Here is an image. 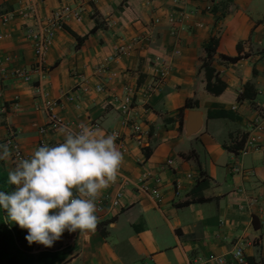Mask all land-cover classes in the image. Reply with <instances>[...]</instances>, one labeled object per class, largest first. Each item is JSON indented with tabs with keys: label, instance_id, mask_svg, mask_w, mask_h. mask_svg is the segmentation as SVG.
<instances>
[{
	"label": "crops",
	"instance_id": "0c3cea01",
	"mask_svg": "<svg viewBox=\"0 0 264 264\" xmlns=\"http://www.w3.org/2000/svg\"><path fill=\"white\" fill-rule=\"evenodd\" d=\"M67 2L0 0V19L7 18L0 22V144L14 134L27 159L39 141L64 142L59 131L37 132L47 122L34 108L43 94L59 103L54 112L65 124L95 120L102 133L117 132V180L157 175L161 201L128 186L119 206L98 216L94 233L65 231L50 248L27 242L28 253L45 254L42 264H236L230 254L240 245L244 264H264V122L257 148L238 152L253 120L264 117V0H82L79 21L54 30L37 71L23 31ZM213 36L210 66L226 85L216 96L205 91L200 68ZM125 97L135 135L121 123ZM189 111L199 113L201 126L186 136ZM166 159L172 166L160 169ZM11 168L0 161L6 194L15 190ZM117 180L99 197L112 198Z\"/></svg>",
	"mask_w": 264,
	"mask_h": 264
},
{
	"label": "clouds",
	"instance_id": "9594fccd",
	"mask_svg": "<svg viewBox=\"0 0 264 264\" xmlns=\"http://www.w3.org/2000/svg\"><path fill=\"white\" fill-rule=\"evenodd\" d=\"M64 142L36 149L13 161L9 144H0V161L14 163L7 181L10 194L0 192V207L10 221L27 230L25 240L52 247L65 231L94 233L99 225L96 199L117 180L123 156L115 134L86 124L79 131L61 127Z\"/></svg>",
	"mask_w": 264,
	"mask_h": 264
},
{
	"label": "built area",
	"instance_id": "2783aa9c",
	"mask_svg": "<svg viewBox=\"0 0 264 264\" xmlns=\"http://www.w3.org/2000/svg\"><path fill=\"white\" fill-rule=\"evenodd\" d=\"M24 9L20 10L19 14L24 18L27 16L26 11ZM82 0H68L67 3L60 5L58 8L53 10L48 17H46L43 22H41L36 29L27 28L23 31L24 38L30 42L33 61L35 64V68L37 71H42V65L44 62V56L47 51V48L50 44V41L53 37V33L55 29H60L67 22H77L80 19V14L82 12ZM7 21L6 17H2L0 22L3 24ZM156 21V20H155ZM0 35V41H1ZM118 51L123 53L126 51L124 48H118ZM15 76L23 82L28 80V77L24 75L22 71H14ZM37 98L40 100L37 105L34 106L35 109H40L47 114V122L44 126L38 127L37 132L42 135L50 130L59 131L61 127H68L73 129L74 131H79V126L81 124H65L58 117V115L54 112V109L59 106V103L53 100L48 99L43 94H38ZM130 104V99L125 97L123 103L119 105L118 110L123 114L122 124L124 126H128L131 129V132L135 135L137 134V127L134 123H131V119L127 116L128 108ZM263 119H254L253 120V132H249L248 136L244 142V144L239 148L238 152L241 155L246 154L249 151L255 150L257 148V142L260 140V135L263 131ZM89 127L94 129H98V123L94 120L87 124ZM74 126V128H73ZM60 132V131H59ZM115 134L117 139L119 138L117 132H112ZM139 141V140H138ZM3 144H9L10 149L13 152V161L16 159H26L25 155L21 151L19 144L15 139V135L12 133H7L5 138L3 139ZM38 147L42 146V141L38 142ZM10 164L14 167V163L10 162ZM173 164L171 159H166L162 164L163 167H171ZM233 172H237L238 169L232 168ZM186 179H191L190 175H186ZM117 187L112 196V198H100L98 197L95 201L97 205L96 215L99 216L103 211L114 209L119 206V199L122 197L123 191L126 187L131 186L134 187L137 191H139L144 196L153 199L156 203L161 201V182L157 175H146L142 178H138L135 181H131L127 177H119L117 180ZM177 188V184H175ZM1 210V209H0ZM43 248H47L41 245ZM231 259L236 264H244V258L242 254V248L240 245L233 246L231 251ZM215 264H226L223 258H217L213 261Z\"/></svg>",
	"mask_w": 264,
	"mask_h": 264
},
{
	"label": "trees",
	"instance_id": "16d2710c",
	"mask_svg": "<svg viewBox=\"0 0 264 264\" xmlns=\"http://www.w3.org/2000/svg\"><path fill=\"white\" fill-rule=\"evenodd\" d=\"M77 41H80L76 37ZM217 44L216 37H209L203 46L204 58L201 60L200 68L204 77V89L211 95L220 94L226 87L225 83L216 75L210 66V59L214 53ZM237 57H225L227 61H234ZM183 108H191L190 101H185ZM182 110V108H181ZM210 116V113H208ZM144 155L147 156L146 150ZM2 192V191H0ZM191 201V200H190ZM198 201V200H194ZM2 209V208H1ZM1 212V211H0ZM4 217V214L2 212ZM2 217V218H3ZM101 235H104L102 230H99ZM27 241L24 236V229H21L16 223L9 220L8 216L0 218V262L3 264H42L39 262L40 257H45V254H39L33 257L28 253L26 248ZM53 261H48L46 264H51ZM246 264H255L252 259H247Z\"/></svg>",
	"mask_w": 264,
	"mask_h": 264
},
{
	"label": "water",
	"instance_id": "95a60500",
	"mask_svg": "<svg viewBox=\"0 0 264 264\" xmlns=\"http://www.w3.org/2000/svg\"><path fill=\"white\" fill-rule=\"evenodd\" d=\"M201 126L200 115L196 111H189L184 124V132L186 136L195 134Z\"/></svg>",
	"mask_w": 264,
	"mask_h": 264
}]
</instances>
